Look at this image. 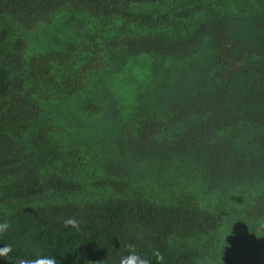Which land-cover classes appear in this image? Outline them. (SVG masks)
<instances>
[{
  "label": "trees",
  "instance_id": "obj_1",
  "mask_svg": "<svg viewBox=\"0 0 264 264\" xmlns=\"http://www.w3.org/2000/svg\"><path fill=\"white\" fill-rule=\"evenodd\" d=\"M4 220L0 264H264V0H0Z\"/></svg>",
  "mask_w": 264,
  "mask_h": 264
},
{
  "label": "clouds",
  "instance_id": "obj_2",
  "mask_svg": "<svg viewBox=\"0 0 264 264\" xmlns=\"http://www.w3.org/2000/svg\"><path fill=\"white\" fill-rule=\"evenodd\" d=\"M82 223V220H78L75 217H69L63 221V226L65 228H72L76 232H80ZM10 228V221L4 220L3 222H0V237L7 234ZM124 247L127 251V255L120 256L119 264H151V261L148 258L138 253L134 244L129 243ZM11 252V245H5L0 248V257H7ZM152 255L156 258L157 264H163V254L160 253L159 250H154ZM18 264H57V259L50 253L45 254L43 249H37L31 257L19 260ZM84 264H92V262L85 260Z\"/></svg>",
  "mask_w": 264,
  "mask_h": 264
}]
</instances>
